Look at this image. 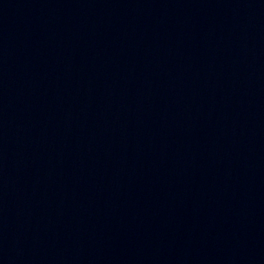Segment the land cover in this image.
Wrapping results in <instances>:
<instances>
[{
	"label": "water",
	"instance_id": "1",
	"mask_svg": "<svg viewBox=\"0 0 264 264\" xmlns=\"http://www.w3.org/2000/svg\"><path fill=\"white\" fill-rule=\"evenodd\" d=\"M0 264H264V0H0Z\"/></svg>",
	"mask_w": 264,
	"mask_h": 264
}]
</instances>
